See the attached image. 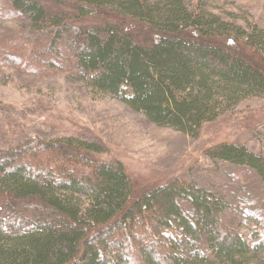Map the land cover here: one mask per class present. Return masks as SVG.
<instances>
[{
	"label": "trees",
	"instance_id": "1",
	"mask_svg": "<svg viewBox=\"0 0 264 264\" xmlns=\"http://www.w3.org/2000/svg\"><path fill=\"white\" fill-rule=\"evenodd\" d=\"M0 13L28 23L0 43V77L3 63L75 62L95 91L195 138L264 95V30L201 0H0ZM106 151L73 139L0 150V264H264V232L246 240L220 196L186 179L141 185ZM205 154L264 182V155L245 145Z\"/></svg>",
	"mask_w": 264,
	"mask_h": 264
},
{
	"label": "rangeland",
	"instance_id": "2",
	"mask_svg": "<svg viewBox=\"0 0 264 264\" xmlns=\"http://www.w3.org/2000/svg\"><path fill=\"white\" fill-rule=\"evenodd\" d=\"M201 1L227 22L264 30V0ZM27 24L0 13V43L12 44L9 38ZM74 63L45 73L2 64L0 150L16 148L27 139L99 145L107 150L101 154L104 160L122 162L129 177L141 185L176 178L193 181L228 204L224 220L246 240L257 230L264 232V182L251 168L205 154L216 144L231 142L264 155V95L241 101L195 138L158 126L120 100L95 91Z\"/></svg>",
	"mask_w": 264,
	"mask_h": 264
}]
</instances>
